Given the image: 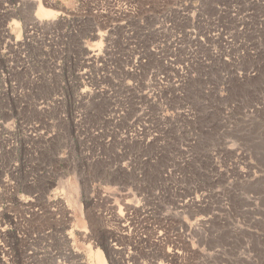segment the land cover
I'll return each mask as SVG.
<instances>
[{
  "label": "rangeland",
  "instance_id": "rangeland-1",
  "mask_svg": "<svg viewBox=\"0 0 264 264\" xmlns=\"http://www.w3.org/2000/svg\"><path fill=\"white\" fill-rule=\"evenodd\" d=\"M95 250L264 264V0H0V264Z\"/></svg>",
  "mask_w": 264,
  "mask_h": 264
},
{
  "label": "bare ground",
  "instance_id": "bare-ground-1",
  "mask_svg": "<svg viewBox=\"0 0 264 264\" xmlns=\"http://www.w3.org/2000/svg\"><path fill=\"white\" fill-rule=\"evenodd\" d=\"M44 13V10L39 7L36 12L37 18H42ZM91 258L95 264H104V258L99 250L93 251Z\"/></svg>",
  "mask_w": 264,
  "mask_h": 264
}]
</instances>
